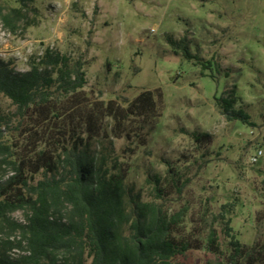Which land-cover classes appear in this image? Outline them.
I'll return each mask as SVG.
<instances>
[{"label":"trees","instance_id":"obj_1","mask_svg":"<svg viewBox=\"0 0 264 264\" xmlns=\"http://www.w3.org/2000/svg\"><path fill=\"white\" fill-rule=\"evenodd\" d=\"M39 11L35 0H0V23L11 35L25 33ZM166 41L175 54L212 70L186 38ZM87 84L81 59L49 47L30 58L25 72L0 59V96L14 107L0 106V264H185L189 253L202 250L218 264H264V232L253 244L242 243L232 227L233 203L213 214L209 228L188 227V206H168L188 180L176 179L171 168L167 185L157 180L153 199L145 200L129 180L131 164L105 152L111 136L129 137L133 127L141 132L159 121L162 91L106 102L87 92ZM214 100L228 121L257 127L237 108L236 87ZM188 135L199 144L212 139ZM138 137L137 148L145 145ZM19 211L25 223L12 217ZM256 221L264 226V204Z\"/></svg>","mask_w":264,"mask_h":264},{"label":"rangeland","instance_id":"obj_2","mask_svg":"<svg viewBox=\"0 0 264 264\" xmlns=\"http://www.w3.org/2000/svg\"><path fill=\"white\" fill-rule=\"evenodd\" d=\"M35 4L39 20L25 33L11 35L0 23V59L13 62L17 72L27 71L30 58L48 47L81 59L88 80L85 90L106 102L122 96L133 100L143 91L160 89L159 121L141 132L133 127L129 137L111 136L103 143L105 152L131 164L129 180L145 200L153 199L157 180L161 187L167 185L171 168L176 179L188 180L182 197L173 195L168 204L171 210L188 206V227L209 228L213 214L233 203L232 227L242 243L253 244L264 232L256 221L264 204V156L257 163L251 161L258 150L264 152V0H35ZM167 36L186 38L191 53L202 63L212 62V70L204 71L196 61L175 54ZM234 87L237 108L249 113L256 128L230 122L218 109L215 96ZM0 106L14 109L2 96ZM191 132L208 133L211 142L196 143ZM138 135L145 145L137 148ZM12 217L26 222L22 211ZM184 263L218 261L202 250L189 253Z\"/></svg>","mask_w":264,"mask_h":264},{"label":"built area","instance_id":"obj_3","mask_svg":"<svg viewBox=\"0 0 264 264\" xmlns=\"http://www.w3.org/2000/svg\"><path fill=\"white\" fill-rule=\"evenodd\" d=\"M263 156H264L263 150H261V149L258 150L257 153L254 154L251 158L252 163H257L261 159V157H263Z\"/></svg>","mask_w":264,"mask_h":264}]
</instances>
